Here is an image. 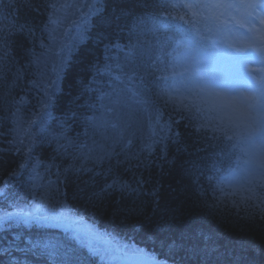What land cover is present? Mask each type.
Wrapping results in <instances>:
<instances>
[{"label": "trees", "instance_id": "16d2710c", "mask_svg": "<svg viewBox=\"0 0 264 264\" xmlns=\"http://www.w3.org/2000/svg\"><path fill=\"white\" fill-rule=\"evenodd\" d=\"M45 2L0 0V29L9 33L10 44L4 72L6 80H0V149L9 148L8 141L16 135L14 130L18 119L36 121L30 128L35 141L32 160L26 169L9 181L7 195L0 196V216L31 209L36 199L33 191H41L40 188H33L30 179L32 164L40 161L36 184L44 188L51 185L50 199L45 201L47 211L54 213L59 202L67 204L73 215L83 218L78 227L85 231L73 240V228L77 225L54 221L28 224L9 221L0 225V264H116L110 262L108 244L95 240L97 238H103L114 247L124 248L128 253L142 249L163 260L168 255V249L161 245L163 236L153 235L155 223L160 218L157 204L160 208L177 209L176 221L164 235L179 238L183 233L185 237L184 246L176 249L168 264H264V221L258 216L246 219L243 212L237 215L236 209L231 207V199L242 197L229 196L228 202L221 207H209L216 197L221 196L219 191L213 193L215 185L213 182L210 184L207 177L215 179L232 168L237 156L241 155L239 149L225 148L219 142L209 146L198 140L193 129L185 126L187 119L176 128L181 133L179 144L162 139V124L169 115L174 119L179 117L171 106H165L159 96L160 90L168 87L163 79H159L166 73H153V66L163 68L168 63L164 60L174 52L176 40L185 28L190 30L191 26L173 20L171 17L177 12L169 9V16L163 6L165 0H103L97 6L104 9L105 16L110 15L118 4L123 9L124 15L118 28L115 25L112 28L101 26L97 14H93L88 7H79L92 3V0H69L78 7L59 14L62 23L54 26L53 40L43 30L48 19L47 10L42 6ZM25 23L33 27L35 44L22 34L12 32L13 26ZM96 40L99 41L98 46L93 43ZM41 41L44 48L40 46ZM110 41L122 46L135 44L137 47L131 56L128 48H113L106 52L105 45ZM25 49H32L36 56L41 57L39 65L29 63L34 57ZM62 61L65 63L61 67ZM105 64L110 66V71L97 73L91 67L97 65L103 68ZM18 69H24V76L14 87H10ZM133 70L136 74L129 80L127 77ZM33 80L55 81V95L48 109L50 115L40 111L38 100L42 92L40 87L30 83ZM83 84H89L91 90L84 92ZM9 92L10 95H6ZM21 97L24 98L23 104L13 103ZM74 98L75 103H70ZM89 104L96 107L89 109ZM17 107L20 111L14 116ZM70 107L81 115H92L93 112L97 116L103 114L107 123L99 130L87 128L85 134V124L77 120L70 123L66 135L97 152L100 149L93 141L103 145L113 155L111 161L106 160L102 167L107 169L110 163L114 173L133 187L136 186L135 180H143L145 192H151L153 188L157 190L156 203L143 194L121 195L119 192L107 196L99 210L86 202L80 194L81 190L98 191L108 177L94 175L101 171V167L93 168L90 162H85V167L93 169L91 173L66 171L70 164L80 167L79 163L74 162L71 156L58 154L55 142H49L52 135L60 131V119ZM105 109L111 111L105 112ZM157 110L163 113L159 123L155 119ZM196 115L197 122L209 119L207 112ZM129 140L131 143H128ZM194 145L202 150L193 151ZM146 146H151V152ZM221 149L225 150L224 153ZM83 151L86 152L87 148ZM0 160L6 175L7 171L17 168L24 156L15 151H3L0 152ZM191 161L199 165L195 173L200 177L198 183H193L185 173V169L191 167ZM217 168L220 169L218 173ZM141 202L148 219L130 217L125 221L123 215L113 211L115 208H131ZM65 227L59 262L51 263L47 252H43L44 248L39 246L37 251L26 243L40 236L53 238ZM89 228L93 230L91 234L87 232ZM194 248L199 250V254L193 251Z\"/></svg>", "mask_w": 264, "mask_h": 264}, {"label": "snow or ice", "instance_id": "6c2138e0", "mask_svg": "<svg viewBox=\"0 0 264 264\" xmlns=\"http://www.w3.org/2000/svg\"><path fill=\"white\" fill-rule=\"evenodd\" d=\"M102 2L103 0H92V3L81 4L79 7H88L92 10L93 14H97L101 26L112 28L115 25L117 28L120 27L119 21L124 15L123 9L118 4L110 15L105 16L103 15L104 9L97 6ZM31 6L30 4L29 7ZM42 6L48 13V19L43 26V30L48 32L50 39L54 40V33L56 31V27L54 26H59L62 23L59 14L66 9L77 8L78 5L76 3H69V0H46ZM163 6L169 16H171V12L167 10L171 9L177 12V15L171 18L190 25L191 31L199 40L208 39V37L201 35L200 31L196 28V25L201 21L210 22L217 30L226 31L232 36L233 42L229 43L227 48L230 50L229 54L233 58L234 65L242 73L243 79L221 80L216 78H201L193 83L191 78L192 73L183 52V50L188 48V44L181 45V42L177 41L178 47L174 49L173 54H170L171 60L163 68L153 66V73H166L161 75L159 79L167 81L179 78L184 82L183 90L176 88L174 85H169L159 92V96L164 100L165 106H171L174 114L179 117V119H174L172 115H169L168 120L162 124L160 127V131L164 133L162 139L166 138L179 144L181 142V133L176 128L182 121L187 119L188 123L185 126L193 129L198 140L204 141L209 146H212L213 142H219L223 143L225 148L239 149L241 155L237 156V161L242 160L245 169L244 174L239 178H234V180L249 195L239 200L231 199V207L236 209L237 215L243 212L246 219H254L258 216L261 221H264V68L260 70L261 74L259 75L256 72L244 73L243 71L244 64L248 58L254 59L257 63L264 65V0H165ZM36 7L39 8L41 5H36ZM179 12H183V14L181 15ZM12 32L22 34L27 40L35 44L36 35L30 24L25 23L20 24L18 27L13 26ZM0 33H2L0 34V80H6L4 72L7 69L6 61L10 55L9 33L5 29H0ZM101 39H103V36H101ZM40 46L41 48L45 47L43 41L40 42ZM136 47L135 44L122 46L118 42L112 43L110 41L105 45V51L108 52L113 48H128L129 55L131 56ZM25 51L34 57L29 63L40 64L41 57L36 56L32 49H25ZM64 63L65 61L61 62V67ZM160 63L163 64L164 62L160 61ZM91 67L97 73L111 70L107 64L103 68L97 65H91ZM53 71H56V69H53ZM135 74V70H133L132 74L127 78L131 80ZM23 76L24 69H18L10 87H14L16 82L21 80ZM116 79H119V77H116ZM30 83L33 86L41 88L42 95L38 100V105L41 112L50 115L48 109L55 95V91L53 90L55 81L49 80L43 82L33 80ZM90 90L89 84H83L84 92ZM6 95H10V92L6 93ZM13 103L23 104L24 98L21 97L18 101L14 100ZM70 103H75V98ZM87 107L94 109L96 106L89 104ZM19 111L20 109L17 107L16 113H13V115L16 116ZM108 111H111V109H105V112ZM204 112H214L216 115L204 122H197L198 117L196 114ZM162 116L163 113L157 110L155 119L158 123ZM77 120H81L85 124V134H87V128L99 130L107 123L103 114L97 116L93 112L92 115H81L70 107L60 119V131L54 133L49 142H55V151L58 154L71 156L74 162L79 163L80 167L70 164L66 171L91 173L93 169L85 167V162H90L93 168L101 167V171L94 173V175H105L108 177L104 184L99 187L98 191L81 190L80 194L85 198L86 202L99 210V207L107 196L119 192L121 195L124 193L143 194L151 197L152 202L156 203L157 190L155 188L151 192H145L142 188L144 184L143 180H135L136 186L133 187L131 183L114 173L110 163L107 169L102 167L106 160L111 161L113 155V153L104 149L103 145H97L93 141L95 147L100 149L97 152L94 148L88 147L84 143H77L66 135L70 123ZM35 122V120L25 122L18 119L14 130L16 135L12 140L8 141L9 148L0 149V152L15 151L24 156V160L19 163L17 168L7 171L6 175L3 161L0 160V196L7 195L6 190L9 181L18 176L22 170L26 169L32 160L31 151L35 141L31 136L30 128ZM62 140L64 141L63 143L61 142ZM128 143H131V140ZM146 147L151 152V146ZM85 148H87L86 152L83 151ZM70 149L71 151H69ZM201 150L202 148L193 146V151L199 152ZM224 151V149H221V153H224ZM41 163L40 161H36L32 164L33 174L30 179L33 182V188H40L41 191H33V196L36 199L31 209L29 211L21 209L18 212L4 213L0 216V225L12 220L23 224L54 221L77 225V227L73 228V231L77 234H82L85 229L78 227V225L83 223V218L73 215L72 209L67 204L59 202V206L54 213L47 211L48 205L45 201L50 199L51 185L49 184L48 188H44L42 185L36 184L40 175L37 169L41 166ZM117 163L121 162L117 161ZM190 163L191 167L185 169V173L192 178L193 183H198L200 177L195 173L199 165L196 161H191ZM129 166H132L130 161ZM47 167H50V165ZM219 171L220 169L217 168L216 172L218 173ZM207 179L211 184L214 177L209 176ZM92 183H95V181H92ZM212 191L213 193L220 191L223 194L221 197H216L214 203L209 205L212 208L221 207L228 202L229 196L235 195L234 193L224 194V189L219 183L212 187ZM58 192L59 189H57V194ZM156 210L160 213V218L155 223L156 231L153 232V235L163 236L161 245L168 249V255L163 260H160L151 254L145 253L142 249H135L133 255L136 258V264H168V260L175 255L176 249L183 247L185 244L183 233L180 234L179 238L164 235V233L169 231L171 225L175 223L177 209L172 207L160 208L157 204ZM113 211L118 215H123L125 221L130 217L148 219L143 202L131 208H115ZM148 222L149 224L152 223L150 219ZM92 231L90 228L87 229L89 234ZM193 251L199 254L198 249L194 248ZM205 256L207 257V253H205Z\"/></svg>", "mask_w": 264, "mask_h": 264}, {"label": "rangeland", "instance_id": "374dc122", "mask_svg": "<svg viewBox=\"0 0 264 264\" xmlns=\"http://www.w3.org/2000/svg\"><path fill=\"white\" fill-rule=\"evenodd\" d=\"M196 28L200 31L201 34L208 36L209 44H216L217 51H208L202 48L192 35L187 36L182 41V45L185 43L188 44V48L183 51L186 52L189 50L191 52L185 57V60L188 67L192 70L191 78L193 80V83L201 78L238 80L241 73L234 65L233 58L229 54L230 50L227 48V45L233 42V37L230 36L226 31L217 30L210 22L204 21L203 26H197ZM208 52H210V54H207ZM205 54L207 57L202 58L203 56L201 55ZM262 68H264V65L257 63L254 59L248 58L246 63L244 64L243 71L244 73L256 72L259 75L261 74L260 70ZM214 115H216V113H214ZM232 175L233 174H230L225 178L226 184L229 189H232L234 187V183L230 180V178H232ZM95 240L108 244V257L110 258V262L116 264H127L125 262L126 258L129 255L127 250H125L124 248L114 247L103 238H97ZM44 246H47V244H45ZM48 246L52 245L48 244ZM43 248L46 250L49 256L52 254V248Z\"/></svg>", "mask_w": 264, "mask_h": 264}, {"label": "water", "instance_id": "95a60500", "mask_svg": "<svg viewBox=\"0 0 264 264\" xmlns=\"http://www.w3.org/2000/svg\"><path fill=\"white\" fill-rule=\"evenodd\" d=\"M127 260L132 264H136V258L133 254H131Z\"/></svg>", "mask_w": 264, "mask_h": 264}, {"label": "bare ground", "instance_id": "6f19581e", "mask_svg": "<svg viewBox=\"0 0 264 264\" xmlns=\"http://www.w3.org/2000/svg\"><path fill=\"white\" fill-rule=\"evenodd\" d=\"M93 43H95V45H99V41L98 40H96V41H94Z\"/></svg>", "mask_w": 264, "mask_h": 264}]
</instances>
